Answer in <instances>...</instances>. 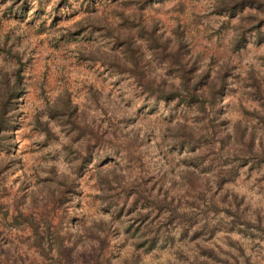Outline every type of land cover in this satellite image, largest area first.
<instances>
[{
    "label": "rangeland",
    "instance_id": "rangeland-1",
    "mask_svg": "<svg viewBox=\"0 0 264 264\" xmlns=\"http://www.w3.org/2000/svg\"><path fill=\"white\" fill-rule=\"evenodd\" d=\"M107 24L168 94L183 36L214 105L153 95ZM20 67L0 264H264V0H0V92Z\"/></svg>",
    "mask_w": 264,
    "mask_h": 264
},
{
    "label": "trees",
    "instance_id": "trees-1",
    "mask_svg": "<svg viewBox=\"0 0 264 264\" xmlns=\"http://www.w3.org/2000/svg\"><path fill=\"white\" fill-rule=\"evenodd\" d=\"M61 1L63 2L66 0ZM154 1L155 0H140L142 6H144L145 4H152ZM237 3L238 5L232 8V10L234 11L233 13H235L238 9H242L244 6H246L245 2L242 3V1H239ZM253 4L254 3H252V5ZM104 28L119 42L121 46V54L125 59V61L123 62L124 70L133 73V75L136 76L138 80H140V85H142L146 89H149L150 91H153V95L157 94L158 96L160 95L162 98L168 100L174 98H182L184 94H186L188 95L189 99L194 100L197 103L203 105L197 106V109L202 111H206V106H204L206 103L214 105L215 98L216 96H218V94L222 92V89L216 91L214 90V88H212L211 96L213 97H209L210 92H206L205 90L208 85V80H206V76L196 74L193 70L194 65H192L191 62H185V60L182 59L183 54L180 53V50L183 47V36L177 37L176 43L178 46V53L175 55V57L178 58L177 63L180 65V67H182V71H184L185 73V69L188 70L187 73L182 76V83L180 84V86L178 88L170 90L168 94L163 84L160 83V85L155 88V83L153 82V79L146 77L147 75L144 72L143 64L144 52L140 50V47L137 44V40L134 39V36L131 34V31H126L125 33L118 32L114 34L113 30L115 29L111 25L107 24L104 26ZM148 35L150 48H153L155 53L161 50L160 48L166 50L169 47L168 41L161 40V37L157 36L154 30H149ZM242 42L243 41L239 37L238 45L241 46ZM21 71L22 68H18L15 73L16 80L14 81V83L9 84L8 80H6V87L3 91L0 92V149L2 150L11 149L10 139H13V137L15 136V130L11 119L13 117L12 114L15 109L14 107L16 105L17 99L22 93ZM60 109H62V114L60 115L62 119H65L67 122L71 123L75 122V109L71 106L69 101H67L65 106H61ZM5 162V159L0 162V173L6 168ZM65 183H67L66 180Z\"/></svg>",
    "mask_w": 264,
    "mask_h": 264
}]
</instances>
